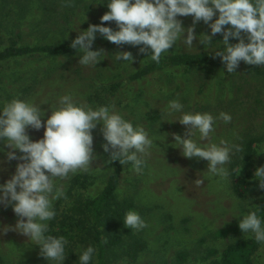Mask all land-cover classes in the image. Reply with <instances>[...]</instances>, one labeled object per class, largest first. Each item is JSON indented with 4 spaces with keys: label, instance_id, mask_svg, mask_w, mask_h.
Masks as SVG:
<instances>
[{
    "label": "rangeland",
    "instance_id": "374dc122",
    "mask_svg": "<svg viewBox=\"0 0 264 264\" xmlns=\"http://www.w3.org/2000/svg\"><path fill=\"white\" fill-rule=\"evenodd\" d=\"M69 2L73 6L65 7ZM108 2L0 0V50L13 43L21 47L70 44L90 24L101 23V16L109 11ZM177 18L185 28L192 26V16ZM106 27L118 30L115 22ZM194 31L197 37L211 34L203 21L195 25ZM222 39V34L214 36L212 48H205L198 39L193 41L191 50L182 44L174 46L162 54L160 67L140 78L131 76L154 61L139 52L140 46H118L99 33L91 50L103 49L105 54H101L102 61L95 67L80 65L79 51L63 55L35 52L0 61V111L5 103L19 98L40 104L45 113L42 122H46L51 108L58 106L63 95H72L94 109L114 103L126 120L142 126L154 141L150 156L145 157L147 163L142 174L135 173L131 163L123 165L115 192L116 200L127 211H137L149 227L136 232L126 228L123 221L119 226H110L106 235L119 236L120 240L107 248V264H215L230 243L254 239L253 234L234 232L233 228L244 215L264 206V189L258 187L254 178L256 168L264 166V153L260 154L264 148V66L241 61L235 73H227L223 63H216L220 58L212 56L217 49L222 50ZM237 42L229 39L230 44ZM121 51L133 54L131 65L116 59V53ZM183 53L204 54L210 61L196 65L168 64L170 56ZM119 83V87L113 88ZM172 100H178L184 107L181 112L168 115L166 106ZM221 112L232 119L230 123L216 120L212 142L219 144L226 140L242 148L232 154L226 165L229 171L226 180L207 173V160L185 158L172 136L176 133L184 137L186 127L178 121L171 122L183 113H210L219 117ZM101 127L97 125L92 132L97 156L93 169L90 173H77L86 176V186L71 188V180L77 174L58 181L63 183L67 197L54 201V205L60 201V213L68 211L79 198L97 197L114 171V163L106 162L109 156L102 148L105 141ZM27 131L33 141L43 138V128ZM193 139L203 143L199 133ZM250 141L252 152L245 163ZM8 151L0 140V184L14 175L16 165L21 162L9 161ZM15 151L17 156L21 155L19 150ZM197 179H203L200 187L194 183ZM17 219L11 206L0 204L2 263L56 264L46 261L39 247L26 236L14 231L3 234L2 228L14 226ZM87 221L89 225L91 219ZM223 229L230 231L219 235L218 230ZM63 236L68 241L63 264H79L81 252L88 246L95 247L91 234L85 235L82 230H68ZM95 249L93 263L100 264L99 250ZM251 258L253 264H264V245L256 242Z\"/></svg>",
    "mask_w": 264,
    "mask_h": 264
},
{
    "label": "clouds",
    "instance_id": "9594fccd",
    "mask_svg": "<svg viewBox=\"0 0 264 264\" xmlns=\"http://www.w3.org/2000/svg\"><path fill=\"white\" fill-rule=\"evenodd\" d=\"M64 6L73 5L69 2ZM107 7L109 11L101 16V23L90 24L70 45L82 53L79 56L82 66L95 67L102 61L104 50H91L97 33L118 46H140L139 52L157 64L162 54L174 46L182 44L191 50L194 49L193 41L198 39L205 48H212L213 37L222 34V50L217 49L212 56L221 59L227 73H235L241 61L255 67L264 66V0H109ZM187 16H192L193 23L185 28L177 17ZM200 21L209 26L210 35H195V25ZM105 22H115L118 30L103 26ZM230 38L238 42L230 44ZM116 59L130 65L134 61L130 51L116 53ZM57 104L51 108L46 122H42L45 113L40 104L19 98L5 103L0 111V140L10 149L6 157L9 161H21L14 175L0 184V204L11 206L18 217L14 226L2 228L3 234L14 231L26 236L39 247L46 261L63 264L68 241L64 236L46 235L49 232L47 222L56 216L54 201L67 199L64 185L58 181H66L78 172L90 173L93 169L92 163L97 159L93 130L102 125L100 130L105 141L102 148L109 154L106 162L131 163L137 174H142L147 163L145 157L150 156L154 141L142 126H134L126 120L114 103L94 109L72 95H63ZM183 107L178 100L169 101L167 114L181 112ZM217 119L230 123L232 117L224 112L219 117L210 113H183L171 122L178 121L186 127L184 137L176 133L172 136L174 145L181 149L185 158L207 160V173L226 180L229 177L226 165L231 162L232 154L241 152L242 148L226 140L219 144L212 142ZM28 128H43V138L31 140ZM197 133L203 143L193 139ZM15 150L21 155L17 156ZM254 178L258 187L264 189V166L256 168ZM194 183L200 187L203 179ZM123 223L136 232L149 227L135 210L125 213ZM238 227L243 234H253L255 241L264 245V222L257 211L244 215ZM95 253V247L88 246L79 255V264H90Z\"/></svg>",
    "mask_w": 264,
    "mask_h": 264
},
{
    "label": "trees",
    "instance_id": "16d2710c",
    "mask_svg": "<svg viewBox=\"0 0 264 264\" xmlns=\"http://www.w3.org/2000/svg\"><path fill=\"white\" fill-rule=\"evenodd\" d=\"M110 22H105L104 25H109ZM70 44L62 45H41V46H29L21 47L17 43H13L4 49L0 50V61L7 58L21 56L26 54H31L35 52H44L54 55H63L69 53H76L74 49L70 47ZM210 58L204 54H174L169 57V65H196L208 63ZM162 61L159 64L151 62L145 65L141 70L135 72L131 78H140L144 75H147L154 71L156 68L162 65ZM217 64H221V59L216 61ZM121 84H115L113 88L119 87ZM252 144L250 141L247 145V154L245 156L244 162L248 163L250 155L252 152ZM109 156V154H108ZM114 163V171L110 175L107 184L103 188L102 192L95 198L89 199H77L73 207L69 208L68 211L60 213V201H57L54 205L56 216L54 219L49 222V232L46 235H53L56 237L63 236L67 233L68 230L75 229L77 231H84V234H91L92 244L98 248V258L100 264H107L106 252L107 248L111 245L119 242L120 237L115 235H106L108 228L113 225H120L124 219L127 207L121 205L116 200L115 192L119 185L118 175L122 170L123 165L118 161ZM80 185L82 187L86 186V176L83 174L75 175L71 180V188ZM123 208H122V207ZM257 211L261 220L264 221V206ZM89 218L91 219L90 224L88 225ZM239 224V223H238ZM238 224L233 228L234 232H239L240 229ZM102 227V229L100 228ZM230 229L218 230L219 235H224L228 233ZM102 232H105V235L102 236ZM73 237V236H71ZM106 239V242L103 241ZM256 247V242L252 238L244 239L241 241H236L230 243L222 253V257L219 261H215V264H253L252 262V253ZM182 258V257H181ZM0 264L2 259L0 257ZM93 263V259L90 262Z\"/></svg>",
    "mask_w": 264,
    "mask_h": 264
}]
</instances>
